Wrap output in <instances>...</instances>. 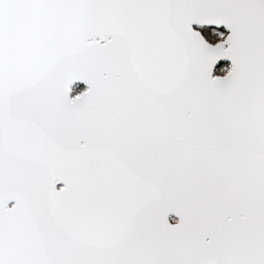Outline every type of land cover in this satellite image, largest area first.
I'll list each match as a JSON object with an SVG mask.
<instances>
[{
	"label": "snow or ice",
	"instance_id": "6c2138e0",
	"mask_svg": "<svg viewBox=\"0 0 264 264\" xmlns=\"http://www.w3.org/2000/svg\"><path fill=\"white\" fill-rule=\"evenodd\" d=\"M0 264H264V0H0Z\"/></svg>",
	"mask_w": 264,
	"mask_h": 264
}]
</instances>
